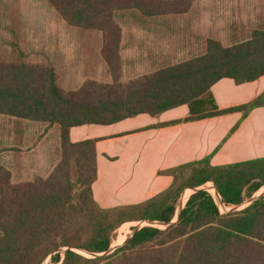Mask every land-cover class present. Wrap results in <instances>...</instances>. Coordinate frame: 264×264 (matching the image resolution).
Segmentation results:
<instances>
[{"label":"trees","instance_id":"16d2710c","mask_svg":"<svg viewBox=\"0 0 264 264\" xmlns=\"http://www.w3.org/2000/svg\"><path fill=\"white\" fill-rule=\"evenodd\" d=\"M45 1L67 26L102 35L100 54L111 82H90L66 92L54 68L0 62V115L57 127L61 154L47 177L25 182H14L11 171L0 163V264H44L49 258L51 264H264V195L224 214L214 198L217 190L226 207H239L264 190V157L220 166L211 164V156L185 163L160 172L173 180L156 196L139 204L102 208L92 192L97 140H70L73 127L112 125L183 105L189 115L169 124L234 112L246 117L264 106V93L220 110L211 88L224 78L240 85L264 76V29L229 46L208 39L204 54L123 83L118 18L128 13L182 16L196 0ZM207 184L214 196L202 189ZM190 190L196 191L177 220L181 198ZM131 223L145 225L134 227L126 241L121 235L122 245L112 253L92 258L79 253L108 252L117 230ZM149 223L170 225L161 229Z\"/></svg>","mask_w":264,"mask_h":264},{"label":"crops","instance_id":"0c3cea01","mask_svg":"<svg viewBox=\"0 0 264 264\" xmlns=\"http://www.w3.org/2000/svg\"><path fill=\"white\" fill-rule=\"evenodd\" d=\"M222 6L229 9L223 23L230 26V39H234V27L237 25L235 23H244V13H241L240 9L248 7L245 0H196L190 12L182 16L146 18L131 14L132 67L142 66L143 57H146L147 66L151 65L156 69L165 67L161 66L163 59L170 55V44L165 37L170 35L171 24L175 22L182 25L184 37L181 43L178 40L175 53L192 52L197 42L221 39L218 36L220 29L217 28L223 24L220 23L222 25L219 27L213 25L221 22L223 14L216 8ZM123 24V21L120 22L124 71L123 51L127 45L124 44ZM93 32L98 36L99 65L102 63L107 71L100 54L102 35ZM211 91L220 110L240 106L264 93V76L240 85L233 79L224 78L214 84ZM188 115L189 108L183 105L157 116L141 114L112 125L92 124L71 128L70 140L73 143L87 139L97 140V180L92 185L95 201L102 208L142 203L171 185L173 178L160 174L161 171L208 156H211L210 162L213 166L264 157V106L252 110L246 117H243L241 112H234L199 121L169 124L183 120ZM5 117L0 115V120L3 122ZM5 119L8 126L4 131L8 132V135L5 142L0 140V152L17 142L25 144L32 140V128L35 133L42 127L40 123L24 122L10 117ZM11 121L13 127L10 126ZM21 125L24 128L18 131ZM28 128L30 132L27 131ZM11 135L15 138L11 139ZM110 144H113V149ZM185 203L182 205L185 206Z\"/></svg>","mask_w":264,"mask_h":264},{"label":"rangeland","instance_id":"374dc122","mask_svg":"<svg viewBox=\"0 0 264 264\" xmlns=\"http://www.w3.org/2000/svg\"><path fill=\"white\" fill-rule=\"evenodd\" d=\"M245 2H248V7L240 9V12L244 13V23L243 25L235 23L237 25L234 27V39H230V26L223 23L226 21L225 14L229 9L225 6L216 8L222 12L223 16L221 22H216V25L213 26L219 27L223 24L217 29H220L218 36L221 38L218 40L225 46L248 39L253 30L264 29V0H245ZM131 17L132 15L128 13L118 18L119 23L122 21L124 23V44L128 46L123 51L125 60L123 83L156 69L151 65L147 66L146 57L142 58V66L132 67L130 34L133 23L130 20ZM182 34L181 24L176 22L171 24L170 35L165 37V40L170 44V55L163 59L161 66L172 65L205 53L206 41L197 42L192 52L175 53L178 40L181 43L184 39ZM99 49L98 36L95 32L68 27L45 0H0V62L49 66L57 71L58 84L62 90L76 91L90 82L100 84L111 82L108 69L106 71L102 63L101 66L99 65ZM5 118L3 122L0 120V140L2 139L4 142L8 135V132L4 131L8 126ZM4 125L5 127H3ZM10 126L13 127L12 121ZM23 128L21 125L18 131ZM56 128L42 124L39 131H35V133L32 128V140L25 144L24 142L14 143L15 145H9L0 152V163L11 171L14 182L30 181L35 177H47L51 173L61 158L59 135ZM27 131L31 130L28 128ZM10 138L14 139L15 136L11 135ZM14 146L19 148L14 149ZM112 146L113 144H110V148ZM210 185L213 186V184ZM202 189L213 193L208 184ZM193 192L194 190L185 192L180 203L184 204ZM262 195H264V190L260 189L252 198ZM251 199H247L239 207H228V211L249 206ZM140 225V223H131L126 227L121 226L114 235L110 249L114 250L121 246L122 244L119 245L120 236L126 237V241L132 234L133 228ZM161 226L155 225L161 229L165 228V226ZM79 253L86 257H93L90 254L85 255V252L79 251ZM48 261L51 262V258L45 263Z\"/></svg>","mask_w":264,"mask_h":264},{"label":"water","instance_id":"95a60500","mask_svg":"<svg viewBox=\"0 0 264 264\" xmlns=\"http://www.w3.org/2000/svg\"><path fill=\"white\" fill-rule=\"evenodd\" d=\"M215 190H216V189H215ZM194 191H196V190H194ZM216 195L219 196L217 190H216ZM257 198H258V197H257ZM257 198H252L251 201H250V203H249V205H250L252 202H254ZM183 208H184V206L182 205V203H180V211H179V213H178L177 220L179 219L180 212L182 211ZM235 210H236V209H235ZM175 222H176V221L173 220L170 224H173V223H175ZM170 224H164V226L167 227V226H169ZM147 225H153V226H155L154 224H150V223L147 224ZM141 226H144V224L142 223ZM115 249H116V248H115ZM115 249H114V250H115ZM114 250L109 249L108 252L103 253V254H90V255H92L93 257L102 256V255H108V254L112 253ZM45 264H51V262H47V263H45Z\"/></svg>","mask_w":264,"mask_h":264},{"label":"built area","instance_id":"2783aa9c","mask_svg":"<svg viewBox=\"0 0 264 264\" xmlns=\"http://www.w3.org/2000/svg\"><path fill=\"white\" fill-rule=\"evenodd\" d=\"M214 198H215L216 203H217V205H218V207L220 209V212L222 214L228 212V207H226L225 204L221 202L220 197L216 195ZM218 201H219L220 204L218 203ZM225 210H226V212H225Z\"/></svg>","mask_w":264,"mask_h":264},{"label":"bare ground","instance_id":"6f19581e","mask_svg":"<svg viewBox=\"0 0 264 264\" xmlns=\"http://www.w3.org/2000/svg\"><path fill=\"white\" fill-rule=\"evenodd\" d=\"M175 220V219H174Z\"/></svg>","mask_w":264,"mask_h":264}]
</instances>
